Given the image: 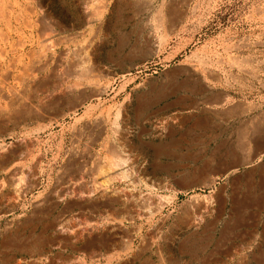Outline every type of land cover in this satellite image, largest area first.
Returning a JSON list of instances; mask_svg holds the SVG:
<instances>
[{"label":"rangeland","instance_id":"1","mask_svg":"<svg viewBox=\"0 0 264 264\" xmlns=\"http://www.w3.org/2000/svg\"><path fill=\"white\" fill-rule=\"evenodd\" d=\"M0 10V264H196L181 244L211 186L188 184L216 123L264 106V0Z\"/></svg>","mask_w":264,"mask_h":264},{"label":"crops","instance_id":"2","mask_svg":"<svg viewBox=\"0 0 264 264\" xmlns=\"http://www.w3.org/2000/svg\"><path fill=\"white\" fill-rule=\"evenodd\" d=\"M248 103L244 119L216 123L212 171L188 184L187 192L211 186L210 203L198 207L197 238L182 241L196 264H264V106Z\"/></svg>","mask_w":264,"mask_h":264},{"label":"bare ground","instance_id":"3","mask_svg":"<svg viewBox=\"0 0 264 264\" xmlns=\"http://www.w3.org/2000/svg\"><path fill=\"white\" fill-rule=\"evenodd\" d=\"M106 2V1H105ZM0 12H1V10H0ZM90 12H92V11H90ZM94 12V11H93ZM89 13V12H88ZM94 14H96L95 12H94ZM93 14V15H94ZM91 17V16H90ZM96 19V18H95ZM92 20V19H91ZM26 24V23H25ZM47 35V34H46ZM1 37V36H0ZM3 37H5V36H3ZM46 38V37H45ZM4 40H6V39H4ZM3 41V40H2ZM58 41V40H57ZM48 42V41H47ZM52 43V42H51ZM50 43V44H51ZM16 45V44H15ZM19 45V44H18ZM23 46V45H22ZM50 47V46H49ZM33 51V50H32ZM35 51V50H34ZM41 51H43V50H41ZM80 54V53H79ZM35 55H37V53L35 54ZM72 55V54H71ZM75 56V55H74ZM85 56V55H84ZM78 57V56H77ZM71 58V57H70ZM75 58V57H74ZM37 60V59H36ZM28 61H30V60H28ZM71 62V61H70ZM41 63V62H40ZM43 64V63H42ZM76 64V63H75ZM34 66L35 67H39V65H36V64H34ZM69 66H70V64H69ZM75 66V65H74ZM28 69H30V68H28ZM87 69V68H86ZM20 70V69H19ZM22 70V69H21ZM26 70H27V68H26ZM4 71V70H3ZM24 71V70H23ZM29 71V70H28ZM27 71V72H28ZM31 72H33V70L31 71ZM35 72V71H34ZM52 74H54V73H52ZM28 75V74H27ZM60 75V74H59ZM69 75V74H68ZM3 76H4V74H3ZM54 76V75H53ZM19 77V76H18ZM27 77V76H26ZM44 77V76H43ZM1 78V77H0ZM4 78V77H3ZM15 78V77H14ZM82 78V77H81ZM86 78V77H85ZM7 79V78H6ZM24 79V78H23ZM23 79H22V81H23ZM26 79V78H25ZM46 79V78H45ZM1 80V79H0ZM19 80H20V78H19ZM47 80V79H46ZM60 80V79H59ZM34 81V80H33ZM61 81V80H60ZM50 82V81H49ZM59 82V81H58ZM3 83V82H2ZM55 83V82H54ZM12 86V85H11ZM33 86H34V84H33ZM35 87V86H34ZM1 88V87H0ZM20 88V87H19ZM69 88V87H68ZM7 89V88H6ZM11 89H12V87H11ZM15 89V88H14ZM25 89V88H24ZM21 90H23V89H21ZM33 90H35L34 88H33ZM60 90V89H59ZM37 91V90H36ZM35 91V92H36ZM43 91V90H42ZM13 92V91H12ZM2 94V93H1ZM21 94V93H20ZM28 94H30V93H28ZM27 94V95H28ZM37 94V93H36ZM31 95V94H30ZM32 95H33V93H32ZM49 95V94H48ZM57 95V94H56ZM17 96V95H16ZM15 96V97H16ZM25 96V95H24ZM51 98H53L52 97V95H49ZM48 96V97H49ZM54 96V95H53ZM49 97V98H50ZM58 97V96H57ZM206 97V96H205ZM10 98H13V97H10ZM24 98V97H23ZM50 98V99H51ZM19 99V98H18ZM28 99H29V97H28ZM35 99V98H34ZM42 99V98H41ZM27 100V99H26ZM49 100V99H48ZM53 100V99H52ZM57 100V99H56ZM208 100H209V98H208ZM47 101V100H46ZM11 102V101H10ZM31 102V101H30ZM42 102V101H41ZM203 102V101H202ZM30 104V103H29ZM43 104V103H42ZM41 104V105H42ZM7 105V104H6ZM9 105V104H8ZM31 105H32V103H31ZM44 106V105H43ZM46 107H48V106H46ZM187 107V106H186ZM7 108V107H6ZM34 108H36V107H34ZM194 108V107H193ZM9 109V108H8ZM22 111V110H21ZM41 111V110H40ZM23 113H24V111H22ZM22 114V113H21ZM20 114V115H21ZM42 114V113H41ZM25 115V114H24ZM39 116H41V115H39ZM29 117V116H28ZM4 119V118H3ZM11 120V119H10ZM14 120V119H13ZM20 120V119H19ZM198 120V119H197ZM4 124V123H3ZM211 124H213V123H211ZM198 125V124H197ZM199 126V125H198ZM216 126V125H215ZM190 127V126H189ZM218 127V126H217ZM216 128V127H215ZM219 128V127H218ZM201 134V133H200ZM257 139V138H256ZM96 140V139H95ZM186 141V140H185ZM21 142V141H20ZM258 146V145H257ZM235 153V152H234ZM214 155V154H213ZM226 155H227V152H226ZM234 155V154H233ZM256 157V156H255ZM244 158V157H243ZM129 159V158H128ZM133 160V159H132ZM209 161V160H208ZM213 161V160H212ZM75 162V161H74ZM112 162V161H111ZM120 163V162H119ZM84 164V163H83ZM127 164V163H126ZM122 165V164H121ZM186 165V164H185ZM114 166V165H113ZM206 166V165H205ZM1 167V166H0ZM99 167V166H98ZM125 167V166H124ZM130 167V166H129ZM163 167V166H162ZM167 167V166H166ZM225 167V166H224ZM131 168V167H130ZM108 170V169H107ZM125 170V169H124ZM132 170V169H131ZM203 171H204V169H202ZM84 171V170H83ZM132 172V171H131ZM207 172V171H206ZM205 172V173H206ZM210 172V171H209ZM98 173H100V172H98ZM97 173V174H98ZM126 173H127V171H126ZM211 173V172H210ZM76 174V173H75ZM117 174V173H116ZM119 174H121V173H119ZM95 175V174H94ZM111 175V174H110ZM173 175V174H172ZM100 176V175H99ZM105 176V175H104ZM124 176V175H123ZM96 177V176H95ZM111 177V176H110ZM70 178V177H69ZM98 178V177H97ZM106 178V177H105ZM139 178V177H138ZM236 179V178H235ZM206 180V179H205ZM177 181V180H176ZM236 181V180H235ZM179 183H182V182H179ZM92 184V183H91ZM97 184V183H96ZM107 184V183H106ZM72 185V184H71ZM95 186V185H94ZM93 186V187H94ZM92 187V188H93ZM91 188V189H92ZM103 188V187H102ZM96 190V189H95ZM134 190V189H133ZM79 191V190H78ZM117 192H120V191H118V190H116ZM92 192V191H91ZM98 195L99 196H101V197H103L104 195L106 196V192H105V190H102V189H100L99 190V187H98ZM123 192V191H122ZM149 192V191H148ZM76 193H78V192H76ZM113 193V192H112ZM79 194V193H78ZM81 195V194H80ZM87 195V194H86ZM83 196V195H82ZM88 196V195H87ZM158 196V195H157ZM81 197V196H80ZM86 197V196H85ZM89 197V196H88ZM138 197V196H137ZM147 197V196H146ZM159 197V196H158ZM105 198V197H104ZM117 198H119V197H117ZM139 198H140V196H139ZM81 199V198H80ZM106 199V198H105ZM120 199H123V196L122 197H120ZM142 199V198H141ZM147 199H149V196H148V198ZM125 200V199H124ZM128 201V200H127ZM148 201V200H147ZM154 201V200H153ZM213 201V200H212ZM264 201V200H263ZM116 202H121L120 200H118V199H111V200H109V202L107 203V207H109L110 209H112V210H114L115 208H116ZM129 202V201H128ZM158 202V201H157ZM115 203V204H114ZM122 203V202H121ZM160 203V202H159ZM124 204V203H123ZM94 205V204H93ZM125 205V204H124ZM131 205V204H130ZM144 205V204H143ZM244 205V204H243ZM104 206V205H103ZM106 206V205H105ZM126 206V205H125ZM158 206V205H157ZM221 206V205H220ZM219 206V207H220ZM133 207V206H132ZM150 210V209H149ZM157 210V209H156ZM142 211V210H141ZM201 211V210H200ZM215 211V210H214ZM99 213V212H98ZM115 213V212H114ZM151 214V213H150ZM107 215V214H106ZM150 216V215H149ZM203 216V215H202ZM219 216H220V214H219ZM62 217V216H61ZM116 217V216H115ZM167 217V216H166ZM215 217H217V216H215ZM237 217V216H236ZM202 218V217H201ZM131 219V218H130ZM206 220V219H205ZM240 220V219H239ZM246 222V221H245ZM182 223V222H181ZM224 223V222H223ZM252 223V222H251ZM160 224V223H159ZM244 224V223H243ZM108 225V224H107ZM99 226V225H98ZM112 227V226H111ZM94 229V228H93ZM117 229V228H116ZM158 229V228H157ZM207 231V230H206ZM226 232V231H225ZM222 233V232H221ZM224 233V232H223ZM208 234V233H207ZM209 234H210V232H209ZM226 235H227V233H225ZM224 235V234H223ZM255 235V234H254ZM123 236V235H122ZM204 236V235H203ZM208 236V235H207ZM230 236V235H229ZM118 237V236H117ZM163 237V236H162ZM237 237V236H236ZM264 237V236H263ZM115 238V237H114ZM223 238H225V236L223 237ZM219 239V238H218ZM111 240V239H110ZM227 240H228V238H227ZM196 241V240H195ZM251 241V240H250ZM118 242V241H117ZM107 243V242H106ZM105 243V244H106ZM114 244H115V242H114ZM210 244V243H209ZM90 245V244H89ZM182 245V244H181ZM125 246V245H124ZM128 246V245H127ZM145 246V245H144ZM258 246V245H257ZM99 247V246H98ZM107 247V246H106ZM161 247V246H160ZM227 247V246H226ZM245 247H247V246H245ZM125 248V247H124ZM146 248V247H145ZM230 248H232V247H230ZM252 248V247H251ZM192 249V248H191ZM213 249V248H212ZM211 249V250H212ZM224 249V248H223ZM144 250V249H143ZM233 250V249H232ZM234 251V250H233ZM236 251V250H235ZM220 252H221V250H220ZM257 252V251H256ZM141 254V253H140ZM217 254V253H216ZM226 254V253H225ZM203 255V254H202ZM253 255V254H252ZM255 256V255H254ZM253 256V257H254ZM219 258V257H218ZM259 258H261V257H259ZM196 259H198V258H196ZM241 259V258H240ZM250 259V258H249ZM258 259V258H257ZM162 260V259H161ZM199 260V259H198ZM218 260V259H217ZM220 260V259H219ZM246 260V259H245ZM244 260V261H245ZM253 260V259H252ZM230 261V260H229ZM140 263H142V262H140ZM163 263V262H162ZM161 263V264H162ZM150 264V263H149ZM243 264V263H242ZM246 264H247V262H246Z\"/></svg>","mask_w":264,"mask_h":264}]
</instances>
